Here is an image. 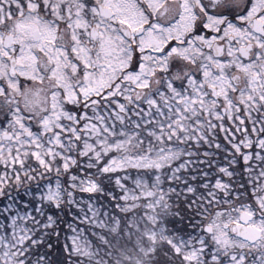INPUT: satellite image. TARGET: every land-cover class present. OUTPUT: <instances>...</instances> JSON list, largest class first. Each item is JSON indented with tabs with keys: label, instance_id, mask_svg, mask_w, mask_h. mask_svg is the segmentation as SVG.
<instances>
[{
	"label": "snow or ice",
	"instance_id": "1",
	"mask_svg": "<svg viewBox=\"0 0 264 264\" xmlns=\"http://www.w3.org/2000/svg\"><path fill=\"white\" fill-rule=\"evenodd\" d=\"M0 264H264V0H0Z\"/></svg>",
	"mask_w": 264,
	"mask_h": 264
}]
</instances>
